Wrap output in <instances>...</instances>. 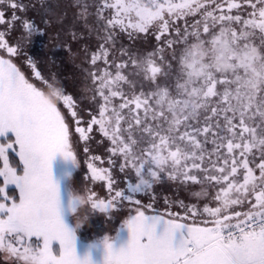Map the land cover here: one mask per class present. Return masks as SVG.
<instances>
[{"label":"snow or ice","instance_id":"1","mask_svg":"<svg viewBox=\"0 0 264 264\" xmlns=\"http://www.w3.org/2000/svg\"><path fill=\"white\" fill-rule=\"evenodd\" d=\"M73 6L101 41L85 50L87 109L25 52L44 34L29 5L0 0V264H96L93 250L102 264H264V0ZM121 35L151 36L156 47H124ZM93 143L106 144L104 156ZM81 151L83 190L73 184ZM165 180L198 188L195 202L165 196L160 212L155 186ZM82 208L128 214L80 256Z\"/></svg>","mask_w":264,"mask_h":264},{"label":"flooded vegetation","instance_id":"2","mask_svg":"<svg viewBox=\"0 0 264 264\" xmlns=\"http://www.w3.org/2000/svg\"><path fill=\"white\" fill-rule=\"evenodd\" d=\"M29 8L26 16L33 19L35 23L42 29L44 34H35L31 38L30 43L25 44V52L32 57L38 64L39 69L43 74L49 75L55 73L57 77L61 78L69 93H73L83 100V107H88V96L90 93L86 89L90 86V81L87 79V73L91 70L87 61L85 50L89 52L94 51L101 42L95 31H90L82 21L76 17L77 9L73 6L75 0H24ZM19 14V13H18ZM48 21V23H45ZM76 34V39L72 38V34ZM19 25L12 32L11 39L22 35ZM118 44L124 47H131L134 50L151 51L156 47V41L151 36H140L135 39H129L127 35H121ZM20 64V61H17ZM97 136L96 140L99 141ZM94 154L104 156L106 144L93 143L91 145ZM81 167L74 174L73 184L79 190H83L84 178L87 175V165L85 161L87 157L80 152ZM104 166H107L105 164ZM117 179L120 180V186L124 187L122 180L123 174L116 170ZM133 181L135 177L133 176ZM91 186V185H90ZM99 195L105 196V189L101 184L93 186ZM198 188L192 190H185L169 181H164L155 186L157 194V203L155 207L163 212L165 205L163 198L169 197L170 201L175 202L183 200L185 203L195 202L191 191H198ZM140 198L144 203H147L149 197L141 195ZM173 211H180L178 205L173 206ZM127 208L115 212L112 219L118 218L121 224L127 218ZM95 216L99 220H104L106 216L100 213H92L90 208L87 211L80 213L77 217L91 220ZM93 221V220H92ZM105 235V234H104ZM103 235V236H104ZM126 237V234H125ZM94 241L91 237L90 241L81 242L78 237L77 246L86 248L87 244ZM96 254L99 251L93 250ZM92 252V253H94Z\"/></svg>","mask_w":264,"mask_h":264},{"label":"rangeland","instance_id":"3","mask_svg":"<svg viewBox=\"0 0 264 264\" xmlns=\"http://www.w3.org/2000/svg\"><path fill=\"white\" fill-rule=\"evenodd\" d=\"M55 167H56V170L59 171L63 167V165L59 161H57L55 164ZM85 211H87V208H82L79 211V214L80 213L83 214V212ZM113 215H115V213H113ZM77 220H79V222L82 224L81 229L78 231V237L81 240V242L90 241L91 237H93L94 240H96L98 238H101L104 234L114 236L116 233V230L120 226L117 216H116V219L108 220L107 218H105L102 221L96 218L95 216L91 217V220H89V218L82 219V218L75 217L73 219V223L77 222ZM85 251H86V248L84 247L82 248L80 245L77 246L78 255L83 256L85 254ZM99 252H100L99 254H96L95 252L92 253L93 260L96 262V264H102L103 253H102V250Z\"/></svg>","mask_w":264,"mask_h":264},{"label":"trees","instance_id":"4","mask_svg":"<svg viewBox=\"0 0 264 264\" xmlns=\"http://www.w3.org/2000/svg\"><path fill=\"white\" fill-rule=\"evenodd\" d=\"M9 159L10 162L13 166L18 167L19 166V160L18 157L13 154V153H9ZM1 166V164H0ZM0 186H2V180H0ZM7 191V195L11 196V197H18V192L14 189V186H9V189L6 190Z\"/></svg>","mask_w":264,"mask_h":264}]
</instances>
